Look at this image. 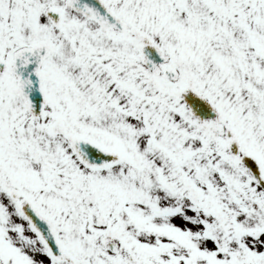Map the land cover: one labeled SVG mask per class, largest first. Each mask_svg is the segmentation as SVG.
<instances>
[{
	"label": "snow or ice",
	"instance_id": "6c2138e0",
	"mask_svg": "<svg viewBox=\"0 0 264 264\" xmlns=\"http://www.w3.org/2000/svg\"><path fill=\"white\" fill-rule=\"evenodd\" d=\"M0 264H264V0H0Z\"/></svg>",
	"mask_w": 264,
	"mask_h": 264
}]
</instances>
